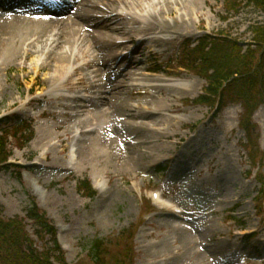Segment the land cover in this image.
Instances as JSON below:
<instances>
[{"label": "rangeland", "instance_id": "1", "mask_svg": "<svg viewBox=\"0 0 264 264\" xmlns=\"http://www.w3.org/2000/svg\"><path fill=\"white\" fill-rule=\"evenodd\" d=\"M129 1L135 6L150 5L154 15L172 27L184 24L169 35L151 36L154 44L149 45L158 53L156 61H149L148 55L139 56L142 66L137 78L141 81H128L130 75L126 79L130 85L160 86L164 89L162 95L152 89L147 96L140 94L141 89L135 88L134 94L127 90L120 102L124 110L119 117L105 115L101 119L100 113L105 111L102 97L109 96L94 95L97 91L76 85L79 80L88 83L91 78L98 79L105 85L101 87L103 91L110 80L118 83L122 71L111 59L121 54L118 47L102 61L94 51L84 49L85 42L78 41L70 84L64 86L67 78L56 80L54 71L55 58L65 51L62 45L56 51L46 47L38 36L20 31L0 35V119L12 117L13 124L30 122L34 129L28 145L21 148L17 141L10 143L11 162L20 168H0V211L6 219H26L27 209L36 201L57 228L68 264L85 263V249L90 242L113 241L137 226L140 228L134 240L133 264H262L264 248L260 256L254 253L253 244L259 241L264 246V105L253 117L257 152L253 161L240 128L241 106L229 104L217 112L197 105L206 81L179 65L187 45L205 35L229 36L246 49L245 45L254 41V27L264 25V10L244 2L240 12L231 13L225 0H187L189 4L186 0ZM154 3L158 5L156 9ZM26 12L17 15L22 16V22L32 24L35 18ZM129 20L118 22L125 31L114 36L117 43L139 30L140 25ZM150 22L153 21L144 25ZM37 40L42 43L37 44ZM34 45H39V53ZM71 47L66 48L73 52ZM17 52L18 58H14L12 54ZM39 57L43 69L37 70L35 63ZM94 60L105 63V72L101 66L88 65ZM153 64L156 71L145 72ZM173 88L183 92H171ZM69 97H83L89 103ZM155 97L170 99L180 112L162 111L153 118V124L127 116L126 111L145 113L146 107L161 109V105L153 103ZM90 123L93 127L87 126ZM193 124L204 131L207 139H213L207 144L194 142L191 147L197 153L181 159L188 166L175 161L180 156L181 148L176 146L179 140L161 138L157 130L183 136L186 145L195 135L190 128ZM73 147L78 150L77 164L71 161ZM140 156L141 162H132ZM170 157L174 159L169 161ZM36 163L40 166L32 165ZM174 167L183 177H172ZM85 179L97 192L94 198L86 197L78 189V181ZM152 192L178 204L187 213L185 219H177L169 210L156 207ZM26 223L37 246L43 248L45 242L34 237L33 223ZM255 230L259 232L254 242L247 243L244 237ZM200 234L205 235V242L199 239ZM216 244L221 246L217 257L207 258L206 247Z\"/></svg>", "mask_w": 264, "mask_h": 264}, {"label": "trees", "instance_id": "2", "mask_svg": "<svg viewBox=\"0 0 264 264\" xmlns=\"http://www.w3.org/2000/svg\"><path fill=\"white\" fill-rule=\"evenodd\" d=\"M244 2L264 10V0H226L228 12L238 13ZM254 41L245 45L229 36L206 35L195 46L187 45L181 67L206 80L204 94L197 103L214 109H221L227 103L240 104L244 110L241 127L253 147L255 126L252 117L264 104V25L253 29ZM0 127V168L7 165L12 155L10 138L20 147L26 146L34 133L31 126L22 123ZM251 152L252 160L257 155ZM79 190L86 197L96 193L88 180L79 182ZM27 218L34 225V233L41 242L42 250L27 232V224L19 217L5 219L0 211V264H67L57 240L54 224L33 201L27 209ZM137 227L122 232L113 241L96 239L90 242L88 256L83 264H133L134 238Z\"/></svg>", "mask_w": 264, "mask_h": 264}, {"label": "bare ground", "instance_id": "3", "mask_svg": "<svg viewBox=\"0 0 264 264\" xmlns=\"http://www.w3.org/2000/svg\"><path fill=\"white\" fill-rule=\"evenodd\" d=\"M187 3L189 4V1H187ZM115 6H118L119 8L115 9ZM153 6L155 9L158 7L156 3H154ZM151 9V6L148 4L140 6L137 3L135 6L130 3L129 0H74L73 5L65 14L68 15L66 19H48L47 21H42L41 19L36 18L32 19L33 21L30 22L32 24H26L24 23L25 21L22 22V16L17 15L20 12V9L19 7H16L15 9L9 10L3 17V19L0 21V35L6 36L10 34L9 31L11 30L12 33L20 31L21 33H24L26 35H34L36 37L38 36V39L42 40L44 43L46 42V47L51 46L56 51L62 45V48L64 47L65 51H62L61 55L63 56L61 57L56 54L57 57L55 58L54 62V71L56 73V80L63 79L64 76L67 78L63 82L64 86H69L70 84V74L72 73L74 66V64L72 63V59L74 55H76L75 51H77L76 46L79 45L78 41H82V43L85 42L86 46L84 47V49H88L89 53L94 51V53H96L95 57H101L100 60L102 61L105 60V58L107 57L106 55L109 51L111 53H115V48L118 47V50H122L121 54L116 56L114 55L115 57L113 56L111 58L113 61L117 62L116 68L118 67L122 71L121 74L118 76V83L115 84V82L110 80V84L106 87V89H103V91L101 87L105 85L99 82L98 79L93 80L91 78L89 79L88 83H84L82 80H79L76 85H80L83 88L86 87V89H90L92 92L97 91L94 95L107 94L109 96L108 98L102 97V100L98 99L101 100V105L103 109H105V111L102 110L100 113L101 119L105 115L119 117L120 113H122L124 110V106L120 102L122 101L123 96L126 95L127 90H129L130 94H134L135 88L141 89L140 94L143 96H147L149 95V89H152L153 92L162 95L164 89L160 86H151L150 88H147L144 85L135 86L131 84L133 85L131 86L130 83L126 81V79L127 77H129V75L130 79H128V81L134 80L138 77L139 74L137 73L141 70L142 66V61H140L139 56L142 57L148 55L149 61H156L158 53L155 54L152 50V46L149 45L150 43L154 44V42H152L151 36L169 35L170 33H173V30H178L177 28L182 27L184 24L183 22L179 24L176 23V25L178 24V26L175 25L177 27L176 28L172 27L173 25L171 24L163 23L159 16L154 15ZM27 18L28 17L25 16V19ZM128 19H130V22H133V25H140L139 30L132 32V34L129 33L128 36H125L122 43H117L113 40L114 36L117 34H122L125 31V28L119 26L118 22L121 20ZM148 21L153 22H150L148 26H145L144 24H147ZM79 27L81 29H79ZM37 42V44L42 43L39 40H37ZM106 42H108L110 46H108V43ZM69 45L72 46L71 49H73V52L70 49L68 51V48H66ZM33 48L36 49V53H39L41 51L39 49V45H34ZM55 50L51 51L53 52ZM12 55L14 58H18V52L16 55ZM53 55H55V52L51 56ZM41 59L42 58L39 57L36 60L35 66L37 70L43 69V66H40ZM96 62L97 60L91 61L88 63V65H94L96 67L101 66L100 68L103 67L105 72V69H107L105 63L101 64ZM152 69H154V64L151 65L147 70L145 69V72ZM76 73L77 72H75V74ZM96 78L97 76L95 77V79ZM147 78L148 77H146L145 79ZM145 79V82H149ZM137 81H141V79L137 78ZM97 88H99L100 90H98ZM170 91L183 92L182 89L177 88H173ZM174 96L170 97L171 100ZM93 98H95V96ZM152 99L154 104L162 106L161 109H149L148 107H146L145 113L138 112L135 110L126 111L127 116L131 118L149 120L153 124V118L160 116L162 114V111H167L171 113L180 112V108L177 105L172 104L170 102V99L158 100L156 97ZM70 100H79L84 103H89L88 99L71 98ZM140 109L142 110V108ZM142 124H147V126H150V124L145 122ZM87 126L93 127L91 123ZM196 126V124H193L190 125V128L192 129ZM182 127L184 128L185 125H183ZM135 129L139 128L135 127ZM232 129L233 128H230V130ZM96 132L97 131L93 133ZM157 132L160 134L161 138L167 137L168 139L179 140L176 142V146H179L181 148L180 156H176L175 161H179L180 163L182 156H192L197 153V150L191 148L192 141L198 140L199 142L201 141V143L203 144H207L210 140L213 139L212 136L211 138L207 139L204 134V131H199L196 138L190 140L188 143H186V145H184V138L183 136H179V134L174 133L173 135H168L167 133H164L160 130H157ZM132 134L133 133H130V135ZM169 159V161H171L174 159V157H170ZM141 160H143L142 156H140L138 159L133 158L132 162L138 164L139 162H141ZM204 237V234H200L199 239L205 242L206 239ZM220 247L221 246L219 244H216L214 247L207 246L205 254L206 257L209 259L216 258L219 253V250L221 249ZM262 264H264V261L262 262Z\"/></svg>", "mask_w": 264, "mask_h": 264}]
</instances>
